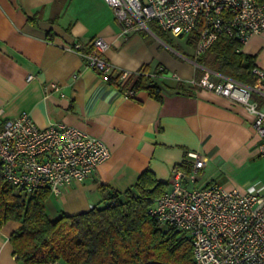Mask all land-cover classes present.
Here are the masks:
<instances>
[{"label": "crops", "instance_id": "obj_1", "mask_svg": "<svg viewBox=\"0 0 264 264\" xmlns=\"http://www.w3.org/2000/svg\"><path fill=\"white\" fill-rule=\"evenodd\" d=\"M37 11L34 24L28 16ZM119 31L104 0H0L1 118L28 112L41 127L71 124L100 137L110 151L83 182L58 195L50 192L47 215L55 218L99 205L101 184L125 190L145 168L164 182L175 164L189 173L190 151L200 153L204 165L194 181L183 180L185 186L264 189V158L252 115L242 104L193 84L201 76L196 77L199 65L189 57L194 48L184 55L152 30ZM98 36L108 44L103 56L113 65L112 75L136 71L142 64L151 71L166 68L157 79L162 99L144 89L127 93L133 78L125 87L116 86L86 65L81 48H69L74 43L88 48ZM242 51L254 54L255 64L264 69V32L253 34ZM211 78L220 76L212 72ZM178 82L183 89L175 87ZM251 97L264 108V94L252 91ZM17 226L9 221L0 230V264H23L9 242Z\"/></svg>", "mask_w": 264, "mask_h": 264}, {"label": "built area", "instance_id": "obj_2", "mask_svg": "<svg viewBox=\"0 0 264 264\" xmlns=\"http://www.w3.org/2000/svg\"><path fill=\"white\" fill-rule=\"evenodd\" d=\"M120 25V35L150 30L154 22L161 30L173 31L196 40L194 51L201 54L218 35L248 42L253 34L264 32V0H104ZM78 43L69 48L77 49ZM107 43L101 37L91 40L81 51L86 65L108 81L113 65L104 56ZM120 84L137 71L119 70ZM158 72V73H156ZM204 68L193 84L240 103L252 115V125L260 137L259 155L264 158V108L253 100L252 91L264 94V69L254 64L255 80L247 85L217 73L213 80ZM161 66L150 72L165 75ZM31 76H28L30 78ZM52 87L58 89L53 83ZM127 93H132L130 83ZM62 95V94H61ZM110 151L103 140L83 129L53 123L39 126L28 112L12 118L0 116V164L6 182L19 191L32 192L46 185L58 195L63 188L83 182ZM189 173L181 164L171 168L167 189L150 208L161 226L187 232L192 239L195 264H264V189L248 185L243 189L211 183L187 187L204 165L196 151L188 152ZM48 264H59L50 262Z\"/></svg>", "mask_w": 264, "mask_h": 264}, {"label": "trees", "instance_id": "obj_3", "mask_svg": "<svg viewBox=\"0 0 264 264\" xmlns=\"http://www.w3.org/2000/svg\"><path fill=\"white\" fill-rule=\"evenodd\" d=\"M38 13L28 16V20L36 24ZM149 27L165 43L182 52L154 22ZM188 42L195 48L194 38L188 37ZM90 47L91 44L88 48L78 45V50L85 52ZM242 47L243 43L236 38L218 35L203 53L194 51L189 55L199 65L196 77L203 73L204 67L252 85L255 55L243 52ZM136 71L137 75H130L121 84L120 72L110 74L108 82L125 87L131 77L132 90L144 89L161 100L159 76L149 74L153 71L148 64H142ZM175 87L183 89L184 85L178 82ZM167 187V181L157 179L152 170L145 168L125 190L101 184L99 205L50 218L45 209L50 195L48 186H39L29 193L19 191L4 180L0 164V230L9 221L18 223L9 234V242L23 264H195L191 236L171 226H161L150 213L155 199Z\"/></svg>", "mask_w": 264, "mask_h": 264}, {"label": "rangeland", "instance_id": "obj_4", "mask_svg": "<svg viewBox=\"0 0 264 264\" xmlns=\"http://www.w3.org/2000/svg\"><path fill=\"white\" fill-rule=\"evenodd\" d=\"M164 34L167 36V38H170V40H172L173 45L180 47V51L188 54L193 51V46L188 42V37L186 35H179L178 33L169 30L165 31Z\"/></svg>", "mask_w": 264, "mask_h": 264}]
</instances>
